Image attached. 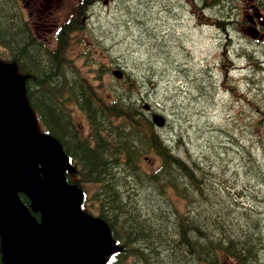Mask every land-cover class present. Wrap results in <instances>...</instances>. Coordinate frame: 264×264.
<instances>
[{
	"label": "trees",
	"instance_id": "obj_1",
	"mask_svg": "<svg viewBox=\"0 0 264 264\" xmlns=\"http://www.w3.org/2000/svg\"><path fill=\"white\" fill-rule=\"evenodd\" d=\"M187 1L208 24L223 28L232 22V15L205 11L226 10L232 0ZM82 15L62 27L57 46L47 51L28 37L17 1L0 0V61L14 62L24 77V100L61 144L70 166L64 176L81 193L80 208L108 225L113 248L106 264H264V198L258 200L259 191L249 186L264 168L252 145L230 141L232 154L241 158L234 171L209 155L181 153L152 125L135 78L124 72L120 80L94 85L68 58L70 33ZM228 62L222 52L220 84L239 97L227 79ZM249 100L255 114L250 130L263 145L264 99ZM74 106L87 119L85 135L72 118ZM150 153L158 163L146 170L141 162ZM19 196L38 218L27 197Z\"/></svg>",
	"mask_w": 264,
	"mask_h": 264
},
{
	"label": "rangeland",
	"instance_id": "obj_2",
	"mask_svg": "<svg viewBox=\"0 0 264 264\" xmlns=\"http://www.w3.org/2000/svg\"><path fill=\"white\" fill-rule=\"evenodd\" d=\"M16 1L22 14L27 0ZM241 5L247 9L249 0L235 10L238 24L220 28L197 18L187 0H100L91 7L82 28L71 34L67 56L94 85L97 81L111 83V71L116 66L135 78L136 96L141 103L166 119L165 127L156 130L181 153L209 155L212 161L223 162L234 171L241 158L232 154L229 145L233 140L236 145H252V156L264 168V144L258 143L250 130L255 114L245 101L264 99V50H255L259 45L242 36L241 23L249 12L241 13ZM225 6L226 10L205 11L227 17L230 9ZM75 9L73 0L57 12L59 22L74 15ZM47 46L54 49L56 40ZM222 52L228 55L227 79L239 97L226 92L220 84ZM250 56L259 63L257 67L249 61ZM0 69L11 83L17 78L14 70L1 61ZM72 111L74 123L82 134H87L86 117L75 106ZM40 129L41 123H35L34 131ZM261 133L264 135V128ZM157 163L150 153L141 166L149 170ZM250 181L249 186L259 191L257 199L262 201L264 169L262 178ZM170 196L182 205L172 193ZM262 204L264 216V201Z\"/></svg>",
	"mask_w": 264,
	"mask_h": 264
},
{
	"label": "water",
	"instance_id": "obj_3",
	"mask_svg": "<svg viewBox=\"0 0 264 264\" xmlns=\"http://www.w3.org/2000/svg\"><path fill=\"white\" fill-rule=\"evenodd\" d=\"M115 78L121 70H113ZM0 261L2 264H105L111 234L103 219L84 214L81 196L68 184L61 144L34 133L33 116L22 98H8L9 78L0 69ZM157 128L165 118L151 115ZM25 194L39 211L32 216Z\"/></svg>",
	"mask_w": 264,
	"mask_h": 264
},
{
	"label": "flooded vegetation",
	"instance_id": "obj_4",
	"mask_svg": "<svg viewBox=\"0 0 264 264\" xmlns=\"http://www.w3.org/2000/svg\"><path fill=\"white\" fill-rule=\"evenodd\" d=\"M73 0H27L24 1L23 8H21L22 15L29 25L26 26L28 30V37L33 40L32 42L39 47L50 45L55 40L57 41L58 30L63 24L64 20L59 22V17L56 16L58 11H61L69 2ZM97 0L91 2L90 8L88 7L87 13L83 17L81 24L84 23L86 17L91 14V7H93ZM245 2V0H240ZM95 2V3H94ZM81 3L83 5L81 6ZM85 0H76L77 8L86 10ZM249 12L246 15L241 31L243 37H248L256 42L261 51L264 50V0H249L247 9L241 5V13ZM240 13V12H239ZM240 13V14H241ZM23 18V17H22ZM23 18V20H24ZM26 22V23H27ZM240 24V25H241ZM30 26V27H29ZM29 28V29H28ZM17 79H21L17 74ZM1 80V75H0Z\"/></svg>",
	"mask_w": 264,
	"mask_h": 264
}]
</instances>
